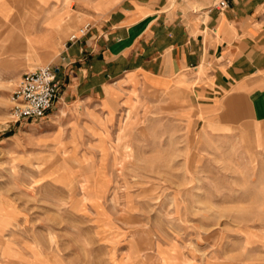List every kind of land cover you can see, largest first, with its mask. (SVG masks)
I'll return each mask as SVG.
<instances>
[{"label": "rangeland", "instance_id": "obj_1", "mask_svg": "<svg viewBox=\"0 0 264 264\" xmlns=\"http://www.w3.org/2000/svg\"><path fill=\"white\" fill-rule=\"evenodd\" d=\"M5 67L0 264L19 249L67 264H264V123L244 102L130 79L31 123L14 116L23 77Z\"/></svg>", "mask_w": 264, "mask_h": 264}, {"label": "crops", "instance_id": "obj_2", "mask_svg": "<svg viewBox=\"0 0 264 264\" xmlns=\"http://www.w3.org/2000/svg\"><path fill=\"white\" fill-rule=\"evenodd\" d=\"M216 2L0 0V60L21 77L58 67L50 112L102 100L118 82L138 79L177 95L196 84L198 95L228 98L230 110L242 101L251 119L264 123V0H232L223 10ZM13 258L12 264H67L62 253L38 249H19ZM164 264L178 262L164 256Z\"/></svg>", "mask_w": 264, "mask_h": 264}, {"label": "built area", "instance_id": "obj_3", "mask_svg": "<svg viewBox=\"0 0 264 264\" xmlns=\"http://www.w3.org/2000/svg\"><path fill=\"white\" fill-rule=\"evenodd\" d=\"M230 1L232 0H217L215 6L223 10ZM88 26L72 34L70 39L75 40L78 34L86 33ZM58 70L57 66L43 65L23 75L15 92L14 116L17 120L37 123L47 117L58 99Z\"/></svg>", "mask_w": 264, "mask_h": 264}]
</instances>
